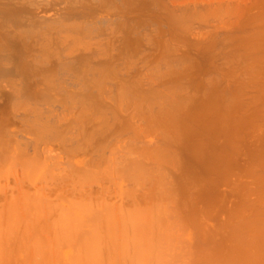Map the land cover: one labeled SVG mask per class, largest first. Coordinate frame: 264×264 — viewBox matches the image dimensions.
<instances>
[{
  "label": "bare ground",
  "instance_id": "obj_1",
  "mask_svg": "<svg viewBox=\"0 0 264 264\" xmlns=\"http://www.w3.org/2000/svg\"><path fill=\"white\" fill-rule=\"evenodd\" d=\"M0 264H264V0H0Z\"/></svg>",
  "mask_w": 264,
  "mask_h": 264
}]
</instances>
